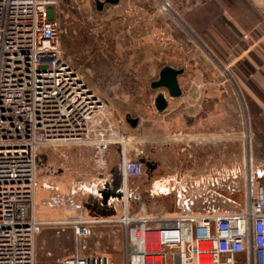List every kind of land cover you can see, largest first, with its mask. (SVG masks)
Wrapping results in <instances>:
<instances>
[{
  "label": "built area",
  "instance_id": "obj_1",
  "mask_svg": "<svg viewBox=\"0 0 264 264\" xmlns=\"http://www.w3.org/2000/svg\"><path fill=\"white\" fill-rule=\"evenodd\" d=\"M60 1L0 0V264H37L36 240L45 226L67 223L78 237L87 236L90 226L107 222L125 229L124 264H264V172L253 164L249 131L244 132L246 155L239 172L244 197L239 212L162 218L131 214L125 205L116 219L53 222L36 216L42 148L91 147L102 181L110 145L119 144L123 180L146 172L139 159L129 155L128 124L108 109L61 51L55 13ZM159 5L177 29L189 27L171 0H159ZM188 31L192 39L195 34L190 27ZM194 42L202 44L198 38ZM209 56L230 76L229 64ZM240 253L245 259L238 263L233 257ZM62 264L117 262L107 254H77Z\"/></svg>",
  "mask_w": 264,
  "mask_h": 264
},
{
  "label": "crops",
  "instance_id": "obj_2",
  "mask_svg": "<svg viewBox=\"0 0 264 264\" xmlns=\"http://www.w3.org/2000/svg\"><path fill=\"white\" fill-rule=\"evenodd\" d=\"M171 1L198 35L206 53L192 42L180 49L173 42L157 40L160 22L149 30L145 23L140 25V111L136 116L139 123L131 128L128 152L131 156L130 152L135 150L138 159L150 158L156 169L151 175L145 172L142 177L123 180L121 146L112 144L106 155L107 172L102 181L94 161V174L88 177L90 185L80 182L75 186L61 179L54 187L43 185L36 190L35 212L40 220L116 219L124 213L125 205L131 214L162 218L232 212L225 210V200L219 197L225 191L226 149L232 161L228 165L231 164L232 172L239 178L245 163L241 145L245 131L242 133L235 94L216 77L209 54L224 63H232L238 77L244 80L240 89L250 98L247 100L250 110L247 130L252 127L251 139L253 135L250 154L256 169L264 172V0ZM174 29H177L175 25L169 31ZM180 60L184 63H179ZM164 65L184 68L185 72L179 77L182 95L169 98L168 109L159 113L154 107L157 92L151 90L150 84ZM230 141L233 142L231 153L230 146H226ZM202 184L210 190L209 202L216 203L214 208L192 206L193 193ZM172 191L179 194L176 214H167L166 209L156 207L155 201L151 204L146 200L150 193L154 198ZM134 199L137 204L142 201L135 213L130 209ZM148 205L156 213L140 215L141 207L148 212ZM107 223L105 235L100 236L92 230L93 225L87 236L78 237L67 223L45 226L36 240L37 264H49V260L52 264H62L64 258L77 254H107L118 264L125 258V229L121 223ZM70 229L75 244L72 242L71 250H66L60 246L61 236L69 235ZM226 259L227 255L222 257V261ZM233 259L241 263L245 254H237Z\"/></svg>",
  "mask_w": 264,
  "mask_h": 264
},
{
  "label": "rangeland",
  "instance_id": "obj_3",
  "mask_svg": "<svg viewBox=\"0 0 264 264\" xmlns=\"http://www.w3.org/2000/svg\"><path fill=\"white\" fill-rule=\"evenodd\" d=\"M55 11L61 25V51L89 85L103 97L108 109L126 123L128 114L136 117L137 112L140 111V25L145 23L146 30H149L160 22L157 40L160 41L161 33L165 31L164 37L166 38H162L160 42H173L180 49H183L188 42L198 46V43L194 42L196 38L200 41L198 35H194L193 40L190 38L189 35L192 34L188 31V26L185 31L181 28L174 29L172 31L174 36H170L169 30L175 24L170 16L161 11L159 0H121L118 5H107L101 12L95 9L94 0H61ZM178 14L185 22L183 16L179 12ZM188 45L190 46V43ZM198 50L206 53L204 46L199 47ZM207 57L210 64L216 68V73H214L216 77H220L221 84H226L232 90V94H235V102L241 117L242 133L248 131L247 122L250 110L247 100L250 98H247L245 92L240 89L244 80L238 77L239 73L237 74L232 63L225 62L231 66L230 76H227L210 56L207 55ZM183 61L180 60L179 63H184ZM128 126L130 134L132 131L129 124ZM250 129L252 130V127ZM251 140H253V135ZM232 144V141L226 144L227 147L230 146L229 153L232 151ZM241 145L242 157L245 159L247 144L243 137ZM228 151L226 149L224 206L226 211L239 212L244 207L243 184L240 176L238 178L232 172L231 164L228 165L232 162L228 158L230 156L231 159ZM130 153V157L136 158L135 150ZM93 163V151L89 147L63 145L42 148L39 152L36 190L43 185L54 187L61 179L75 186H78L80 182L90 185L88 177L94 174ZM203 186L202 184V187L194 191L192 206L200 209L214 208L216 203L209 202L210 190L207 186ZM146 200H149L151 204L155 201L156 207L166 209L167 214L178 213V191H172L167 196L157 195L154 198L150 193ZM141 204V200L140 204H137L134 199L130 206L133 207L130 208L131 211L138 212ZM147 208L150 213L140 209V215L156 213L149 205ZM108 224H95L92 230L96 231L98 236L105 235L104 226ZM70 231L69 235L61 236L62 245L60 246L66 250L68 248L71 250L72 242L75 244L73 230L70 229ZM49 261V264H52L51 260ZM124 263L123 257L118 264Z\"/></svg>",
  "mask_w": 264,
  "mask_h": 264
},
{
  "label": "water",
  "instance_id": "obj_4",
  "mask_svg": "<svg viewBox=\"0 0 264 264\" xmlns=\"http://www.w3.org/2000/svg\"><path fill=\"white\" fill-rule=\"evenodd\" d=\"M121 0H94L95 9L98 12L103 11L106 5H118ZM185 72L184 68H176L170 65H164L159 72L158 78L151 82V90L157 92L154 98V107L157 112L163 113L169 107V98L175 99L182 95V87L179 77ZM126 121L131 128H136L139 123L138 117L130 114L126 116ZM139 161L145 166L146 173L151 175L156 169V164L150 158L141 157Z\"/></svg>",
  "mask_w": 264,
  "mask_h": 264
},
{
  "label": "flooded vegetation",
  "instance_id": "obj_5",
  "mask_svg": "<svg viewBox=\"0 0 264 264\" xmlns=\"http://www.w3.org/2000/svg\"><path fill=\"white\" fill-rule=\"evenodd\" d=\"M107 7V5L104 7V9ZM221 200H225V193L222 191L221 194L219 195Z\"/></svg>",
  "mask_w": 264,
  "mask_h": 264
},
{
  "label": "trees",
  "instance_id": "obj_6",
  "mask_svg": "<svg viewBox=\"0 0 264 264\" xmlns=\"http://www.w3.org/2000/svg\"><path fill=\"white\" fill-rule=\"evenodd\" d=\"M42 232V231H41ZM69 257V256H68Z\"/></svg>",
  "mask_w": 264,
  "mask_h": 264
}]
</instances>
